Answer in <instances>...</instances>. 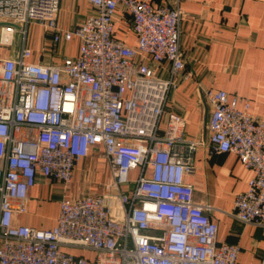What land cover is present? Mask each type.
<instances>
[{
  "label": "built area",
  "instance_id": "2783aa9c",
  "mask_svg": "<svg viewBox=\"0 0 264 264\" xmlns=\"http://www.w3.org/2000/svg\"><path fill=\"white\" fill-rule=\"evenodd\" d=\"M87 1L90 15L65 28L61 0H0V48L19 40L17 51L0 53V264H239L241 247L218 240L210 207L185 181L205 142L185 137L182 117L164 118L171 91L192 78L180 48L181 0ZM31 26L50 51L28 45ZM64 44L77 54L59 53ZM164 63L167 79L153 66ZM204 95L210 153H233L254 172L232 215L264 227V121L248 100L214 88ZM98 149L110 165L108 194L62 197L52 229L19 224L39 177L68 190Z\"/></svg>",
  "mask_w": 264,
  "mask_h": 264
},
{
  "label": "crops",
  "instance_id": "0c3cea01",
  "mask_svg": "<svg viewBox=\"0 0 264 264\" xmlns=\"http://www.w3.org/2000/svg\"><path fill=\"white\" fill-rule=\"evenodd\" d=\"M150 1L156 5L174 2ZM180 7L185 13L180 48L186 72L192 78L179 80L178 88L171 91L164 118L182 117L185 137L205 142L195 152V173L186 176L185 181L193 186L195 202L210 207V217L219 226L218 240L241 247L239 264H259L264 256V227L245 225L232 215L237 196L247 191L254 172L245 168L233 153H210L207 141L212 107L204 91L224 90L231 97L248 100L254 116L264 121V0H181ZM90 13L87 0H61L59 24L71 28ZM115 22L121 26L118 18ZM37 28V36L28 39V45L38 55L43 48L50 51L51 44L44 31ZM127 44H136V38L130 36ZM76 50V44H64L58 51L74 56ZM153 66L158 77H169L168 63ZM102 152V149L91 151L78 165L68 190L61 183L39 177L30 192L28 212L19 217V224L52 229L58 221L62 197L77 199L88 193L108 194L106 185L112 177ZM136 174L133 173V178ZM69 251L91 260L95 257V253L86 249Z\"/></svg>",
  "mask_w": 264,
  "mask_h": 264
},
{
  "label": "rangeland",
  "instance_id": "374dc122",
  "mask_svg": "<svg viewBox=\"0 0 264 264\" xmlns=\"http://www.w3.org/2000/svg\"><path fill=\"white\" fill-rule=\"evenodd\" d=\"M38 30V28L36 27V26H31L30 27V31H29V37H28V39H32L33 38V36H34V34H35V36H37V33L35 32V31H37ZM41 31V30H40ZM42 33V32H41ZM18 48H19V40L17 39L16 41H15V43H14V45L12 46V47H9V49H7V48H4V49H2V48H0V53L1 54H5V53H10V52H14V51H17L18 50ZM7 49V50H6ZM36 52H38V51H36ZM61 54H64V51L61 53ZM116 197V196H115ZM117 205H119V203H118V200H117V197H116V200L114 201ZM113 202V203H114Z\"/></svg>",
  "mask_w": 264,
  "mask_h": 264
}]
</instances>
